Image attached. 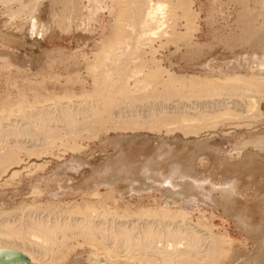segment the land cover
<instances>
[{
    "label": "bare ground",
    "instance_id": "1",
    "mask_svg": "<svg viewBox=\"0 0 264 264\" xmlns=\"http://www.w3.org/2000/svg\"><path fill=\"white\" fill-rule=\"evenodd\" d=\"M227 1L236 10V27L224 39L216 38L215 42L204 47L207 54L220 52L223 55L233 52V49H238V52L245 49L247 60L244 62L241 58L239 64L237 60L233 61L234 64L225 70L215 73L204 71V74L188 76L187 80L186 76H178L170 68L172 65L169 64V68L163 66L160 49L170 45L175 50L183 45L193 46L187 51V57L191 60L201 55L202 58L203 45L194 42L189 34L185 35L188 38H183L172 28L179 18L180 1L0 0L7 12V20L0 21L6 28V32L0 33V41H6L7 35L13 31L25 28L32 33L38 31L52 35L55 40L76 30L81 36L80 41L86 45L87 39L96 31L89 25L91 22H98L103 31L97 42L99 51L90 54L92 61L83 52L84 57L80 59L68 51L58 52L61 62L68 67L85 64L87 75L94 82V91L86 92L83 99L74 102H71L72 96L64 95L68 98L52 107L54 111L49 106L45 108L46 99L36 98L28 114L24 111L19 115L13 114L14 110L1 115L5 120L0 121V134L34 137L41 133L43 139L47 135L45 140L52 139L51 136L62 139L64 135H57L59 125L53 126L60 121L62 129H66V146L72 148L78 147L80 143L74 145L73 141L75 137L80 139L85 130L105 135L99 139L104 140L103 143L109 142L106 132H120L112 147L105 148V166L97 169L89 165L91 171L86 169L82 172L91 173L84 178L87 184L82 187L95 189L90 196L96 203L103 204L113 199L116 192L121 195L132 191L135 194L154 188L170 199L181 200L177 205L189 209L187 204L204 198L200 191L206 190L205 185H212L207 190L212 203H219L217 205L222 206L239 226H244L254 235L255 239L249 249L245 248V254L233 260L234 243L223 237L220 239L223 245H219L217 236L208 228L192 222V216L185 209L168 216L163 209L160 213L140 210L135 216L131 214L138 218L137 222L128 213H100L92 209L79 211L76 218L64 213L68 214L64 220L53 216L49 220L50 215L57 213L59 216L64 211L59 210V214L56 204H41V207L39 202H34L42 199L44 193L59 199L60 194L72 188L68 184L79 176L67 177L68 174H63L65 171L58 169L39 176L36 186L28 187L31 204L13 208L10 201L5 202L7 193H0V264H57V261L67 260L70 252H75H72L75 246L79 249L78 243L83 244L81 251H86L88 256L82 259L78 255L70 260L71 264H228L226 261L229 264H264V139L244 142L236 147L234 153L244 166H248L243 171H251L246 185L251 188L248 198L253 199L260 215L237 208V204L245 201L240 195L242 180L229 176L221 179L220 183L213 182L209 177L194 176L193 169L196 158L201 160L206 154L210 158L216 155L230 158L227 147L216 141L220 133L233 129L251 132L264 123V0ZM13 5L17 8L12 9ZM181 9V15L187 21L189 10ZM213 15L210 12V16ZM20 18V24H13ZM157 40L159 48L154 44ZM14 62L15 58L7 49L0 47V71L18 67ZM247 65L258 66V69L252 68L254 72H249L250 67L247 72ZM242 68L243 74L237 73ZM74 75L79 80L77 73ZM71 81L69 78L68 82ZM149 86L152 89L145 90ZM55 96L54 99L58 97ZM12 115H21L17 119L22 117L26 123L16 124ZM127 131L136 135H128ZM145 131L161 137L150 139ZM177 132L181 137L175 135ZM171 135L175 137L169 138ZM13 143L15 149L19 147L17 139ZM6 144L5 141L4 146L8 147ZM13 147L0 148V187L21 172L14 168L20 167L21 161L14 165L9 163L14 156ZM25 151L30 152L31 149ZM32 166L41 170L44 167L41 163ZM255 169L260 174L256 175ZM164 170L166 173L161 178ZM10 171V176L4 178ZM174 176L181 185L170 183ZM66 178L71 179L65 181ZM41 184L45 186L44 192ZM120 185L126 187L122 186L118 191L113 189ZM102 186L109 189L104 195L97 190ZM55 208L56 212H50L47 218L40 215L42 210ZM141 216H145L142 224L139 223ZM76 237H79L78 241ZM72 238L76 241L73 244L77 245H71L72 241L70 245L67 243L69 241L66 240Z\"/></svg>",
    "mask_w": 264,
    "mask_h": 264
},
{
    "label": "rangeland",
    "instance_id": "2",
    "mask_svg": "<svg viewBox=\"0 0 264 264\" xmlns=\"http://www.w3.org/2000/svg\"><path fill=\"white\" fill-rule=\"evenodd\" d=\"M172 1L175 3L177 1H180V3L182 2V7H180L184 8V10L188 8L187 10H189L190 16L186 21L182 17L183 15H181V10L183 11V9L178 8L177 16L179 18H177L178 20L176 19L177 22L173 23V27H171L173 29L175 28V31H179L178 33L183 34H180V36H184L183 38H188V36H185L188 34L190 37L193 36L192 39L194 42L203 45V52H201L202 58H200V55L197 57L199 59L195 58L190 60L186 54L187 51L191 50V48H194L193 46L183 45L177 50H175V48L171 45L169 47H161L160 49L161 53H163L164 59L163 66L165 68H169V64L172 65L170 68H172L178 76H186L188 80V76L200 75L204 74L205 72L215 73L225 70L226 67L232 66L233 61L237 60L236 62L239 64V61L242 60L241 58H243L244 62L247 60L246 58L248 55L247 51L245 52V49L244 51L243 49H239V52L237 51L238 49H233V52L236 51L238 53H233L231 51L227 53V55H223L220 52L219 54L218 52H210L207 54L208 50L204 47V45L215 42L216 38L224 39L225 35H228L236 27L237 13L236 10L230 6L227 0H188L189 3L187 0ZM188 4H191L192 6H189ZM14 8L16 9L17 7L13 5L12 9ZM210 12H212V15L214 13L213 17L210 16ZM6 15L7 12H5V4L0 3V21L7 20L5 18ZM109 18L111 19V17ZM20 20L21 18L13 22V24H20ZM42 20L46 21L44 18ZM47 23L48 22H45L46 25ZM89 25L96 31L93 36H90L91 38L87 39L88 41L86 45H83V42L80 41L81 36L77 34L76 30L69 34H62L55 40L52 39V35H43L41 34L42 32L38 31L37 33H32V31L30 32L29 29L25 28L27 31L25 29L19 32L17 30L16 32L13 31L10 36L7 35L8 37L6 41H0V47H5L10 55L15 58L14 65L18 64V67L16 68L0 71V121L5 120L1 115L9 111L12 112L15 110V113L13 112V114L17 115H19V112L23 113V111L27 114L30 113V105L36 98H40L41 100L46 99L45 104H47V106L44 105L46 106L45 108H48L49 106V109L53 110L55 105H60L61 101H65L68 98L64 95L72 96L71 102H74L76 99H83V96L87 94L86 92L91 93L94 91V87H92L94 82L91 80L89 75H87L85 64H82L80 67H68L69 65H65L61 62V56L58 54L60 51H68L76 54L77 58L80 59L84 57L83 53H86L88 56H90L89 59L92 61L93 56L90 54L99 51V45H97V42L102 38L101 35L103 31L99 28L98 22H91ZM105 31L107 32L106 25ZM3 32H6V28L4 24L0 23V33ZM154 44H156L157 48H159L158 46L160 45V42H158V40L155 41ZM248 66L249 65H247V69L245 68L247 72L249 70L248 68L250 67L251 68L249 72L252 70V68L253 70L258 69V66L255 65H251L250 67ZM237 67L239 68V65ZM243 72V68L240 69L239 72L237 71V73L240 74H243ZM75 73H77L79 80H77L76 76L74 75ZM232 73H236V71ZM69 78H72L71 82H68ZM151 89L152 87L149 86L145 90ZM143 92L145 91L143 90ZM54 95L60 98L57 97L54 99ZM61 97L65 98L61 99ZM20 116L15 117L14 115L13 117L16 118V122L14 121L15 118H13L12 121H14L16 124L20 125L23 123L24 125L26 122L25 120H21L22 117L20 119L22 122L18 120V117ZM59 122H56L55 124L53 123V126L59 125L58 128H60V130L58 129L57 135L60 133V135L65 136L66 129H62L63 127L60 126L62 122ZM256 127V129H253L251 132H241L237 129V131L233 129L232 131L230 130L228 132L220 133L218 139H216L217 137L214 138L216 141L221 143L222 147H227V152L231 154L230 158L229 156L220 155L218 157H216V155L213 156V158H210V156L206 154V156H202L201 160H199L198 157L196 158L197 160L194 159L196 161L194 162L193 169L194 174H196L194 176H198L200 178L209 177L213 180V182L220 183L222 182L221 179L229 176L238 180H242L240 195L243 197V201L245 200L247 202L244 201L243 203L237 204V208L242 210L243 208L248 209L249 211H253V213L260 215V210L258 209L257 205L253 203V199L248 198V192L251 191V188L246 185L248 184V175L251 171L247 173L243 171V168L248 169V166H244L240 160L236 158V154H234L236 147L242 145L244 142L255 141L260 138L264 139V123ZM119 133L120 132L113 131H108V133L106 132V136L108 137L107 141L109 142L103 143L104 140L99 139L105 135H95L94 133H87L85 130L80 139L75 137L73 144H80L78 147H72L74 149L66 146V140L64 136H62V139L51 136L52 139L45 140L47 135H44L45 138L43 139V136L41 137V133L40 136H38V133L34 135V137H31L32 135L27 134L19 136H15L14 134L10 133L2 135L0 134V148L3 150L8 149L10 146L13 147V140L17 139L19 147L16 149L13 147L14 150L12 149V151H14V156L13 159L9 161V163L12 162L11 165H14L16 162L21 161L19 164H22L20 167H14L17 168L16 170L21 171L20 175L15 177L14 180L11 179L12 181L9 180L6 184L7 186H1L0 193H4V191L7 193L5 195L3 194L5 202L10 201L9 204L13 208L22 206L25 203L31 204L32 199L29 196L30 191L28 187H34L39 176H46L48 175L47 173H52L54 170L62 169V171H65L63 173L64 175L68 174L67 177L72 178L79 175L78 179L68 184V187L72 188L66 189L62 194H60L59 199L50 198L48 194L44 193L42 199L34 202L36 204L39 202L41 207H43L45 204L50 206H55L56 204L57 206L55 207H58V213L61 210L64 211H62L63 213L60 212L61 215H59V213V216H57V213H54L55 215L51 213L52 215L49 216L50 212H56V208L50 209V211L47 210L48 214L46 213V210H42L40 215L43 214V216L46 218L49 216V220H52V216L55 218L59 217V219L64 220L68 214L76 218L79 211L87 209H92L100 213H128L130 216H133L136 213L139 214L140 210H147L149 213H160L161 209H163L167 216L172 215L174 212L177 213L180 210H184L185 208L182 207V205H177L181 203V200L170 199L166 195L162 194V192L154 188L135 194H132V191L122 193L121 195L116 192L112 195L114 197L113 199H108L107 202L105 201V203L100 204L96 203L95 198L90 196L93 190H95L94 188H92V190L82 187L83 185L87 184L84 181V178L88 175H91L89 171L83 174V170L88 169L89 165H91V167L95 166L97 169L105 166L107 161L106 156L104 158V155H106L105 152L107 150H105V148L106 146L109 148L112 147L111 144L115 141ZM144 133L148 135L150 139L161 137V135L154 134L149 131H145ZM177 133L178 134L175 133V135H178L177 137H181V134L179 132ZM127 134L136 135L131 131H127ZM174 137L175 136L172 135L169 136V138ZM5 141L7 143L6 146L8 147L4 146ZM25 149H31V151L26 152ZM35 163H41V165H44L42 170L41 168H38L40 169L39 171L36 169V166H32ZM160 167L163 168L164 166ZM34 170L36 171L33 172ZM165 170H167L166 167ZM165 170L163 171L162 175H160L161 178H164L166 173ZM255 171L253 172L256 175L260 174L257 169H255ZM10 174L11 171L4 178H8ZM68 179L66 178L65 181ZM0 183H2V181H0ZM170 183L176 184V186L181 185L175 176ZM122 186L124 188L126 187L125 185H120L117 188L113 187V189L118 191L122 189L120 188ZM44 187V184L40 185V188L43 190V192L45 190ZM209 187H212V185H205L206 190L204 192L200 191V194L204 197L203 199H198L193 201L191 204H187L186 207L189 209L185 210L192 216V222L208 228L210 232L212 231V234L217 236V243L219 245H223V242L220 241V239L223 237L225 240H231L235 246L232 252V259L235 260L240 256H243L246 252V249L250 248L252 241L255 239L253 238L254 235L249 233L244 226H239V223L236 222L231 215L227 214L222 206L217 205L219 203H212V198L207 192ZM97 190L100 192V195H104L109 189L102 186ZM7 195L9 200L7 199ZM114 199L118 200L115 202ZM134 216L133 218L137 222L138 218H135ZM144 217L145 216H141L142 219H139L140 224L145 221L143 219ZM142 220L144 221L142 222ZM146 221L153 222V220ZM78 238L79 237H76V241H78ZM59 239L63 241V238ZM74 240L75 239L72 238L67 239L66 241H69L67 242L68 244L72 241L71 245H77L73 244L76 242ZM82 245L83 244L78 243L79 249H77L76 246H72L74 247L72 252H75H70L71 255H69L70 257H68L67 260L65 259L63 262L57 261L56 263L66 264L67 262V264H71L72 261L70 262V260H73L75 257H79L80 255V258L85 259L88 256V253L86 251H81L83 250ZM45 261H47L46 258ZM226 262L229 264L228 261Z\"/></svg>",
    "mask_w": 264,
    "mask_h": 264
}]
</instances>
